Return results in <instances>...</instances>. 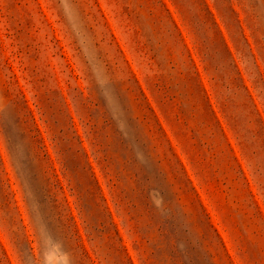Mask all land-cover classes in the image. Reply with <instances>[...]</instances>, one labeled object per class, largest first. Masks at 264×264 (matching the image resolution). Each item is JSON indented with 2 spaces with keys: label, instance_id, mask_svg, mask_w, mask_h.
<instances>
[{
  "label": "rangeland",
  "instance_id": "374dc122",
  "mask_svg": "<svg viewBox=\"0 0 264 264\" xmlns=\"http://www.w3.org/2000/svg\"><path fill=\"white\" fill-rule=\"evenodd\" d=\"M0 264H264V0H0Z\"/></svg>",
  "mask_w": 264,
  "mask_h": 264
}]
</instances>
